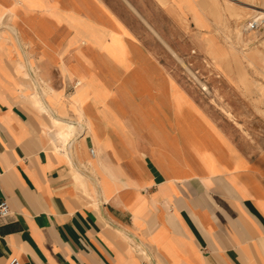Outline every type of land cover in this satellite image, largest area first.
<instances>
[{"label": "crops", "instance_id": "1", "mask_svg": "<svg viewBox=\"0 0 264 264\" xmlns=\"http://www.w3.org/2000/svg\"><path fill=\"white\" fill-rule=\"evenodd\" d=\"M177 1L0 0V264H264V153L141 39Z\"/></svg>", "mask_w": 264, "mask_h": 264}, {"label": "rangeland", "instance_id": "2", "mask_svg": "<svg viewBox=\"0 0 264 264\" xmlns=\"http://www.w3.org/2000/svg\"><path fill=\"white\" fill-rule=\"evenodd\" d=\"M174 3L177 11L191 13L193 18L189 15L186 26L153 18L166 43L146 26L141 39L193 94L198 106L213 108L222 122L233 124L236 137L247 140L249 153H264V95L259 92L264 87V21L256 29L244 30L242 42L237 39V30L244 24L247 29L253 21L250 14L257 7L264 8V0H199L195 7ZM173 106L179 112L187 109L177 98ZM176 121L186 123L189 119L180 115Z\"/></svg>", "mask_w": 264, "mask_h": 264}, {"label": "bare ground", "instance_id": "3", "mask_svg": "<svg viewBox=\"0 0 264 264\" xmlns=\"http://www.w3.org/2000/svg\"><path fill=\"white\" fill-rule=\"evenodd\" d=\"M243 2V1H242ZM187 4V3H186ZM241 4V3H240ZM188 5V4H187ZM243 5V4H242ZM244 6V5H243ZM252 9H253V7H251ZM256 8V7H255ZM258 8H260L261 9V11H257L258 10ZM228 10V9H227ZM257 10H254L251 14H250V18L251 19H253V21L252 22H255L257 25L258 24H260V23H262V21H264V8H261V7H257ZM235 11V10H234ZM197 12V11H196ZM245 14V13H244ZM239 16V15H238ZM237 17V16H236ZM249 20V19H248ZM239 22H241V21H239ZM238 24V23H237ZM246 28V25L244 24L242 27H241V29H239V30H237V39L240 41V42H242V40H243V37H244V30H248L249 29V25H247V29H245ZM204 40H206V39H204ZM203 51V50H202ZM235 52V53H234ZM233 53L235 54V55H237V53H236V51H234L233 50ZM255 54V53H254ZM254 56H259V54H255ZM21 66H19L16 70H17V72H21L20 70H21ZM24 75H26V74H24ZM27 76V75H26ZM30 80V79H29ZM31 81V80H30ZM31 87H32V89L34 90V87H33V83L31 82ZM83 87V86H82ZM203 89H206L207 90V88L206 87H204ZM80 90V89H79ZM251 90H252V88H251ZM260 91V94L261 95H264V87H262V88H260L259 89ZM32 97V102H33V104H35V106L40 110V111H43V112H47V110H48V103L50 102V99L49 100H47V102L48 103H45L43 100H41L39 97H37V95L35 94V93H33V94H30ZM80 94L79 93H76V95H75V97H73L71 100L73 101V102H75L77 105H78V102H80ZM31 102V101H30ZM225 113L227 114V115H230V113H228L227 111H225ZM49 116V115H48ZM52 120H53V122H54V124H55V126H56V131H55V136H56V140L57 141H61L62 143L66 140V138L68 137V136H70L71 134H72V130H73V127L72 126H67V125H65V124H63V123H61V122H59L58 120H56V119H53L52 118ZM238 121V120H237ZM241 122V121H240ZM238 124V123H237ZM66 128H69V133L68 134H66L65 132V130H66ZM214 143H217V146L215 145V144H213L214 145V148H215V150L217 151H219V153H217L218 154V159H221V160H223V159H225L226 157H228V152L226 151V150H224V149H222V148H220V146H219V144H218V142H214ZM93 152H94V150H93ZM94 155V154H93ZM93 155H90V156H92L93 157Z\"/></svg>", "mask_w": 264, "mask_h": 264}, {"label": "built area", "instance_id": "4", "mask_svg": "<svg viewBox=\"0 0 264 264\" xmlns=\"http://www.w3.org/2000/svg\"><path fill=\"white\" fill-rule=\"evenodd\" d=\"M249 29H256L259 27V24L257 25L255 22H250ZM90 154L93 155V149H90ZM11 215L9 206L5 200L0 201V222H7ZM8 264H20L17 258H12Z\"/></svg>", "mask_w": 264, "mask_h": 264}]
</instances>
